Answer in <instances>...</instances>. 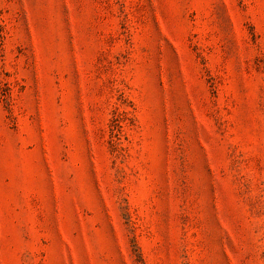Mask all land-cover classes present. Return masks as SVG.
<instances>
[{
    "label": "rangeland",
    "instance_id": "rangeland-1",
    "mask_svg": "<svg viewBox=\"0 0 264 264\" xmlns=\"http://www.w3.org/2000/svg\"><path fill=\"white\" fill-rule=\"evenodd\" d=\"M0 264H264V0H0Z\"/></svg>",
    "mask_w": 264,
    "mask_h": 264
}]
</instances>
